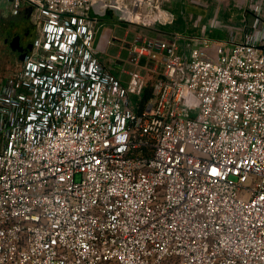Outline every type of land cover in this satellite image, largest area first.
Segmentation results:
<instances>
[{
    "label": "built area",
    "instance_id": "1",
    "mask_svg": "<svg viewBox=\"0 0 264 264\" xmlns=\"http://www.w3.org/2000/svg\"><path fill=\"white\" fill-rule=\"evenodd\" d=\"M3 4L36 30L0 85V264H264V18L141 34L124 81L92 13L164 0Z\"/></svg>",
    "mask_w": 264,
    "mask_h": 264
},
{
    "label": "rangeland",
    "instance_id": "2",
    "mask_svg": "<svg viewBox=\"0 0 264 264\" xmlns=\"http://www.w3.org/2000/svg\"><path fill=\"white\" fill-rule=\"evenodd\" d=\"M230 1L234 2L233 0H164V7L172 13V22L168 24L152 23L149 19L151 12L147 9L133 15L131 8H127L126 11H119L117 9H105L101 7L98 8L100 13H97V15L109 19L105 21L106 27L111 28L112 34L120 39L118 43L110 47L111 53L109 54L111 60L116 61L117 51H120L121 48V61L123 62L128 59L129 55L127 45L139 35L169 34L175 30L189 34L190 31L185 29L188 22V25L191 24L190 27H193L195 32H198V30L208 23V18H204L207 15V10L204 7L213 12L211 18H216L217 13L223 12L224 8L228 7ZM126 3L129 4L130 2ZM21 20H23L22 15H11L5 4L0 6V85L9 74L15 72L20 67L18 56L12 52L6 40L9 39L10 41L17 32L21 31ZM183 23L185 26H181ZM219 25L220 27L222 26L221 21H219ZM34 30H36V27ZM122 62L115 66L113 65L115 71L121 77L125 75L121 71ZM126 68L130 69L131 66L128 64Z\"/></svg>",
    "mask_w": 264,
    "mask_h": 264
},
{
    "label": "crops",
    "instance_id": "3",
    "mask_svg": "<svg viewBox=\"0 0 264 264\" xmlns=\"http://www.w3.org/2000/svg\"><path fill=\"white\" fill-rule=\"evenodd\" d=\"M233 1L234 2H229L228 7L224 8L223 12H218L216 18H211L213 12L204 7L207 10V15L204 16V18H208V23L198 30V32H195L193 27H190L191 24L188 25L189 22L186 24V26L183 23L181 26H185V29L190 31L188 35L191 37V43L194 42V39L197 36H204L213 41L224 40L231 31L237 30L241 34V30L244 28V26L254 23L258 18H264V0ZM201 7L203 6L201 5ZM92 14L98 17V32L95 41L96 44L100 46L99 54L101 58L112 67L113 72L120 76V74L114 69L116 61L111 60L109 54L111 53L110 47L118 43L120 39L117 38L116 35L112 34L111 28L106 27L105 21L109 20L107 17L99 16L95 11H93ZM219 21L222 23L221 27L220 25L218 26ZM116 55L117 58L118 56L121 58V48L120 51H117ZM128 64L129 63L126 65ZM129 65L131 66L130 69H132L133 66L131 64ZM122 78L124 81H126L128 79V75L125 74Z\"/></svg>",
    "mask_w": 264,
    "mask_h": 264
},
{
    "label": "flooded vegetation",
    "instance_id": "4",
    "mask_svg": "<svg viewBox=\"0 0 264 264\" xmlns=\"http://www.w3.org/2000/svg\"><path fill=\"white\" fill-rule=\"evenodd\" d=\"M21 31L17 32L15 34V36L9 41V39L6 40L7 43H11V41L18 36V45L22 47V52H24L25 54L30 50L31 46H32V42L34 39V35H35V24L33 23V21L31 20L30 16H23V20H21ZM11 47V46H10ZM12 49V48H11ZM13 53H15L18 58L20 56V54L22 52H18V51H13ZM20 60V58H19Z\"/></svg>",
    "mask_w": 264,
    "mask_h": 264
},
{
    "label": "water",
    "instance_id": "5",
    "mask_svg": "<svg viewBox=\"0 0 264 264\" xmlns=\"http://www.w3.org/2000/svg\"><path fill=\"white\" fill-rule=\"evenodd\" d=\"M18 36H16L12 41H11V43H10V46H11V48H12V50L13 51H18V52H22V47H20V46H17L18 44ZM24 57H25V53L24 52H22L21 54H20V56H19V58H20V60H22V59H24Z\"/></svg>",
    "mask_w": 264,
    "mask_h": 264
},
{
    "label": "trees",
    "instance_id": "6",
    "mask_svg": "<svg viewBox=\"0 0 264 264\" xmlns=\"http://www.w3.org/2000/svg\"><path fill=\"white\" fill-rule=\"evenodd\" d=\"M151 96L150 90L148 89L145 93V98L148 99Z\"/></svg>",
    "mask_w": 264,
    "mask_h": 264
},
{
    "label": "snow or ice",
    "instance_id": "7",
    "mask_svg": "<svg viewBox=\"0 0 264 264\" xmlns=\"http://www.w3.org/2000/svg\"><path fill=\"white\" fill-rule=\"evenodd\" d=\"M214 174H215V170H213Z\"/></svg>",
    "mask_w": 264,
    "mask_h": 264
}]
</instances>
